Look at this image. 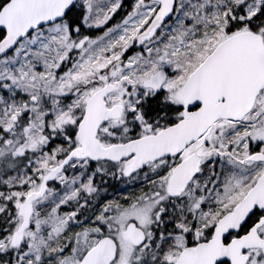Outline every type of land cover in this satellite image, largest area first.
<instances>
[{
	"label": "snow or ice",
	"instance_id": "obj_1",
	"mask_svg": "<svg viewBox=\"0 0 264 264\" xmlns=\"http://www.w3.org/2000/svg\"><path fill=\"white\" fill-rule=\"evenodd\" d=\"M0 264H264V0H0Z\"/></svg>",
	"mask_w": 264,
	"mask_h": 264
}]
</instances>
